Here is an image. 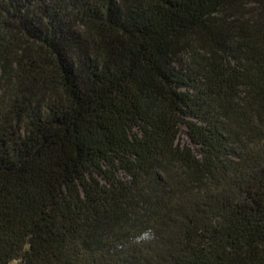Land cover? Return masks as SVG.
<instances>
[{
	"label": "trees",
	"instance_id": "16d2710c",
	"mask_svg": "<svg viewBox=\"0 0 264 264\" xmlns=\"http://www.w3.org/2000/svg\"><path fill=\"white\" fill-rule=\"evenodd\" d=\"M0 264H264V0H0Z\"/></svg>",
	"mask_w": 264,
	"mask_h": 264
},
{
	"label": "rangeland",
	"instance_id": "374dc122",
	"mask_svg": "<svg viewBox=\"0 0 264 264\" xmlns=\"http://www.w3.org/2000/svg\"><path fill=\"white\" fill-rule=\"evenodd\" d=\"M183 130H185L184 127H183ZM181 139L184 140L185 142H189V140L185 134H182Z\"/></svg>",
	"mask_w": 264,
	"mask_h": 264
}]
</instances>
